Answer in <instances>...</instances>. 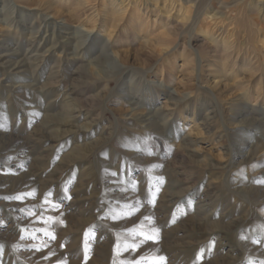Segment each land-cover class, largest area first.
Masks as SVG:
<instances>
[{
  "label": "rangeland",
  "instance_id": "obj_1",
  "mask_svg": "<svg viewBox=\"0 0 264 264\" xmlns=\"http://www.w3.org/2000/svg\"><path fill=\"white\" fill-rule=\"evenodd\" d=\"M257 2L0 0V264H264Z\"/></svg>",
  "mask_w": 264,
  "mask_h": 264
},
{
  "label": "bare ground",
  "instance_id": "obj_2",
  "mask_svg": "<svg viewBox=\"0 0 264 264\" xmlns=\"http://www.w3.org/2000/svg\"><path fill=\"white\" fill-rule=\"evenodd\" d=\"M258 6H260V8H262L264 6V0H258L257 3H255V8H257ZM261 12V10H260Z\"/></svg>",
  "mask_w": 264,
  "mask_h": 264
},
{
  "label": "snow or ice",
  "instance_id": "obj_3",
  "mask_svg": "<svg viewBox=\"0 0 264 264\" xmlns=\"http://www.w3.org/2000/svg\"><path fill=\"white\" fill-rule=\"evenodd\" d=\"M160 259L163 260V257H161Z\"/></svg>",
  "mask_w": 264,
  "mask_h": 264
}]
</instances>
